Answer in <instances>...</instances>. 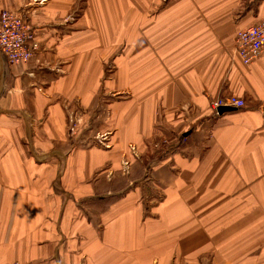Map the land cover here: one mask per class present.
<instances>
[{
  "label": "crops",
  "instance_id": "0c3cea01",
  "mask_svg": "<svg viewBox=\"0 0 264 264\" xmlns=\"http://www.w3.org/2000/svg\"><path fill=\"white\" fill-rule=\"evenodd\" d=\"M3 10L41 53L0 52V264H264V53L235 43L264 0Z\"/></svg>",
  "mask_w": 264,
  "mask_h": 264
},
{
  "label": "built area",
  "instance_id": "2783aa9c",
  "mask_svg": "<svg viewBox=\"0 0 264 264\" xmlns=\"http://www.w3.org/2000/svg\"><path fill=\"white\" fill-rule=\"evenodd\" d=\"M236 52L245 65H251L264 53V19L258 25L240 31L236 37ZM0 52L9 64L29 62L41 53L35 30L25 14L3 10L0 12ZM217 112L222 107L245 108V102L235 97L218 99L212 103ZM73 124L71 131L75 130ZM19 264V263H12Z\"/></svg>",
  "mask_w": 264,
  "mask_h": 264
},
{
  "label": "rangeland",
  "instance_id": "374dc122",
  "mask_svg": "<svg viewBox=\"0 0 264 264\" xmlns=\"http://www.w3.org/2000/svg\"><path fill=\"white\" fill-rule=\"evenodd\" d=\"M109 140V135H103V136H100L99 137V142H100V144H98V145H102V146H104V148H106V149H109V148H111L110 146H108L107 144H106V140ZM102 142H101V141ZM126 167V166H125Z\"/></svg>",
  "mask_w": 264,
  "mask_h": 264
},
{
  "label": "water",
  "instance_id": "95a60500",
  "mask_svg": "<svg viewBox=\"0 0 264 264\" xmlns=\"http://www.w3.org/2000/svg\"><path fill=\"white\" fill-rule=\"evenodd\" d=\"M234 110H235V108H231V107H222V108H220V109L218 110V113H219V115H222V114H224V113L232 112V111H234Z\"/></svg>",
  "mask_w": 264,
  "mask_h": 264
}]
</instances>
